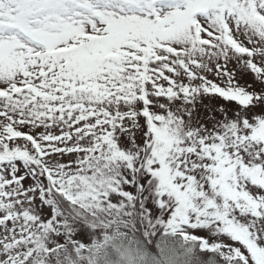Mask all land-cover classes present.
<instances>
[{
  "label": "rangeland",
  "instance_id": "1",
  "mask_svg": "<svg viewBox=\"0 0 264 264\" xmlns=\"http://www.w3.org/2000/svg\"><path fill=\"white\" fill-rule=\"evenodd\" d=\"M191 240L264 264V0H0V264Z\"/></svg>",
  "mask_w": 264,
  "mask_h": 264
},
{
  "label": "trees",
  "instance_id": "2",
  "mask_svg": "<svg viewBox=\"0 0 264 264\" xmlns=\"http://www.w3.org/2000/svg\"><path fill=\"white\" fill-rule=\"evenodd\" d=\"M191 241H193V240H191ZM193 242H195L196 244L199 245L198 248H197L198 249L197 252L199 254H201L204 257H207V259H211V258L214 259L216 264H241V263L237 262V260L236 261H231L229 258H226L225 261H224L223 259H221L222 257L220 258V256H222V255H220L218 253V251H216V249H219L218 247L215 249L213 246H208V245H205L204 243H200L198 241H193ZM146 244L148 246H150L148 243H146ZM241 260H242V257H241ZM242 264H248V263H244L243 262Z\"/></svg>",
  "mask_w": 264,
  "mask_h": 264
}]
</instances>
